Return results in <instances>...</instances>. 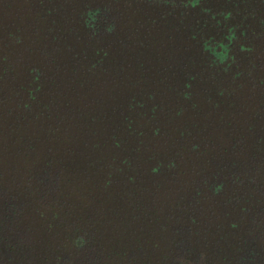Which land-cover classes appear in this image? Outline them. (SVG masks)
Listing matches in <instances>:
<instances>
[{"label": "trees", "instance_id": "1", "mask_svg": "<svg viewBox=\"0 0 264 264\" xmlns=\"http://www.w3.org/2000/svg\"><path fill=\"white\" fill-rule=\"evenodd\" d=\"M0 264H264V0H0Z\"/></svg>", "mask_w": 264, "mask_h": 264}]
</instances>
